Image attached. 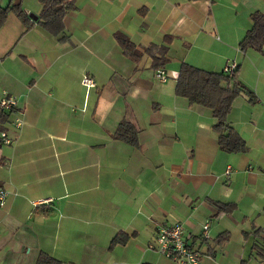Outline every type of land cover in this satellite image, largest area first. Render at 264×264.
Returning a JSON list of instances; mask_svg holds the SVG:
<instances>
[{
  "label": "crops",
  "instance_id": "0c3cea01",
  "mask_svg": "<svg viewBox=\"0 0 264 264\" xmlns=\"http://www.w3.org/2000/svg\"><path fill=\"white\" fill-rule=\"evenodd\" d=\"M38 2L22 0L27 23L10 13L0 26V98L18 101L2 124L13 142L0 138V264L41 253L59 264H180L149 248L174 222L200 264H264V41L239 46L264 0H73L58 35L38 22ZM165 42L162 81L146 47ZM227 61L253 92L226 116L244 151L222 150L210 108L175 92L182 62L220 72ZM121 121L135 144L113 137ZM220 202L232 211L215 215Z\"/></svg>",
  "mask_w": 264,
  "mask_h": 264
},
{
  "label": "trees",
  "instance_id": "16d2710c",
  "mask_svg": "<svg viewBox=\"0 0 264 264\" xmlns=\"http://www.w3.org/2000/svg\"><path fill=\"white\" fill-rule=\"evenodd\" d=\"M39 1L42 3V10L38 22L50 34L58 35L62 33L64 30L63 18L67 11L73 8V0ZM9 12L15 13L24 23L28 22L27 16L19 3L4 7L0 5V26L6 20ZM250 18L252 25L239 43L241 50H246L250 47L261 49L264 41V12L255 11L250 15ZM115 36L124 51L129 52L128 55L136 59L139 54L135 50L132 52L135 46L129 38L123 33H116ZM167 46L165 42L163 45H149L146 47V51L150 53L152 58V65L155 70L164 68L167 61ZM175 92L177 95L187 98L190 103L210 108L216 119L213 127L217 132L218 145L222 150L228 152L245 150L244 140L226 119L235 98L242 94H247L250 97L253 95V92L239 80L237 65L232 75H226L222 71H207L182 62L176 77ZM7 115L0 109V132ZM113 137L132 144L137 141L135 127L126 121L119 122L113 132ZM233 206L230 203H216L215 215L229 213L232 211ZM121 241L119 237L115 236L112 244ZM260 255L264 256V252ZM36 264H59V261L41 253Z\"/></svg>",
  "mask_w": 264,
  "mask_h": 264
},
{
  "label": "built area",
  "instance_id": "2783aa9c",
  "mask_svg": "<svg viewBox=\"0 0 264 264\" xmlns=\"http://www.w3.org/2000/svg\"><path fill=\"white\" fill-rule=\"evenodd\" d=\"M236 63L233 61H227L222 68V72L226 75H232ZM156 76L162 81L166 79L163 70L156 71ZM81 83L86 89L95 87V80L87 75H84L81 79ZM18 101L16 96L4 94L0 98V109L2 111H11L17 107ZM22 124L21 119H15L14 126L19 128ZM0 138L4 144H11L13 138L6 132L0 133ZM230 167L226 169V173L230 171ZM8 191L0 188V207L4 206L7 200ZM209 224L204 223L202 225L201 236L204 239L208 237ZM191 234L185 229L184 225L180 222H174L170 225L161 226L158 228L152 242L149 244V248L156 250L165 258L175 261L180 264H200L201 252L199 249L192 247L188 240Z\"/></svg>",
  "mask_w": 264,
  "mask_h": 264
},
{
  "label": "rangeland",
  "instance_id": "374dc122",
  "mask_svg": "<svg viewBox=\"0 0 264 264\" xmlns=\"http://www.w3.org/2000/svg\"><path fill=\"white\" fill-rule=\"evenodd\" d=\"M0 1H1V3H2V2H6L7 0H0ZM17 1H18V0H13L14 3H15V2L17 3ZM34 1H35L36 4L39 3L38 0H34ZM14 3H12V4H8V5H13ZM8 5H7V6H8ZM3 6H6V4H4ZM20 6H21V8H22V6H23V5H22V0H20ZM22 10H23V8H22ZM23 11H24V10H23ZM10 13L15 14V13H13V12H9L8 14H10ZM15 15H16V14H15ZM160 227H161V226H160ZM156 232H157V231H156ZM155 251H156V250H155ZM156 252H157V251H156Z\"/></svg>",
  "mask_w": 264,
  "mask_h": 264
}]
</instances>
